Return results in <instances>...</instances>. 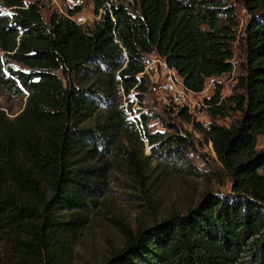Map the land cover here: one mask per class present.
Returning <instances> with one entry per match:
<instances>
[{
    "label": "trees",
    "instance_id": "trees-1",
    "mask_svg": "<svg viewBox=\"0 0 264 264\" xmlns=\"http://www.w3.org/2000/svg\"><path fill=\"white\" fill-rule=\"evenodd\" d=\"M94 3L98 20L84 27L72 20L78 6L46 21L36 1L0 0V91L25 97L14 117L0 108V264H68L103 174L118 158L142 170L145 143L151 172L197 175L186 138L151 133L143 114L129 119L147 92L140 74L155 56L202 93L231 73L239 48L244 73L230 96L216 82L204 97L206 127L176 114L212 144L230 193L207 191L134 232L121 226L122 247L100 264H264V0ZM235 5L249 17L240 34ZM230 112L229 127L215 123Z\"/></svg>",
    "mask_w": 264,
    "mask_h": 264
},
{
    "label": "rangeland",
    "instance_id": "rangeland-1",
    "mask_svg": "<svg viewBox=\"0 0 264 264\" xmlns=\"http://www.w3.org/2000/svg\"><path fill=\"white\" fill-rule=\"evenodd\" d=\"M36 1L41 6L44 20L52 13L66 15L67 9L80 7V12L72 20L84 27H92L98 20L95 17V0H25ZM114 4L130 0H110ZM239 19L238 33H242L249 17L241 5H235ZM154 56L146 58L153 60ZM245 62L242 48L235 50L234 68L231 73L208 80L201 97H211L214 84L222 85L223 98L233 93L237 77L244 73ZM147 92L141 104L135 100L131 106L132 114L129 119H138L140 114L148 117V128L151 133L166 135L178 134L189 141L186 155L190 165L196 169L197 175H181L174 172H162L158 168L151 172L148 168L156 165L155 160L146 161L150 155L147 143L144 144L143 154L138 153L137 161L140 167L133 166L128 158H118V165L109 167L104 175V190L101 198L87 214L85 223L81 226L68 264H100L111 253L123 245L121 226L128 232H134L139 227H150L155 222L172 214L183 213L196 204L207 192L225 195L230 193L231 184L225 177L221 165L212 149V144L203 137L192 125L177 118L176 114L165 105V95L147 75ZM132 98L133 95H132ZM25 97H13L0 91V108L10 117L18 115L24 107ZM203 116L194 118L195 122L206 126L210 121L207 110ZM238 113L216 119L215 123L229 127ZM175 128L172 129L170 126ZM257 149L264 148V136L258 139ZM159 151V150H158ZM140 170V172H139ZM143 174V177L140 176Z\"/></svg>",
    "mask_w": 264,
    "mask_h": 264
},
{
    "label": "built area",
    "instance_id": "built-area-1",
    "mask_svg": "<svg viewBox=\"0 0 264 264\" xmlns=\"http://www.w3.org/2000/svg\"><path fill=\"white\" fill-rule=\"evenodd\" d=\"M144 74L164 93L165 105L173 113L186 109L192 117L199 118L207 110L201 93L197 94L185 88L182 78L173 68L168 67L165 60L154 56L153 60L145 62L144 71L140 75Z\"/></svg>",
    "mask_w": 264,
    "mask_h": 264
}]
</instances>
